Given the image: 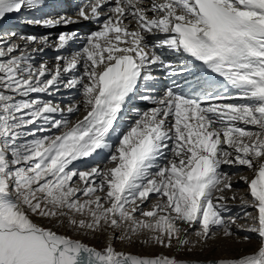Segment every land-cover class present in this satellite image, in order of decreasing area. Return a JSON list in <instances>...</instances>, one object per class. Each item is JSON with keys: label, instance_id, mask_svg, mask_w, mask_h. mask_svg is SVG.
<instances>
[{"label": "snow or ice", "instance_id": "obj_1", "mask_svg": "<svg viewBox=\"0 0 264 264\" xmlns=\"http://www.w3.org/2000/svg\"><path fill=\"white\" fill-rule=\"evenodd\" d=\"M63 9L0 0V22L93 26L0 30V264H264V0ZM238 231L257 247L203 261L114 246L191 253Z\"/></svg>", "mask_w": 264, "mask_h": 264}, {"label": "rangeland", "instance_id": "obj_2", "mask_svg": "<svg viewBox=\"0 0 264 264\" xmlns=\"http://www.w3.org/2000/svg\"><path fill=\"white\" fill-rule=\"evenodd\" d=\"M247 172H249L247 170V168L243 167L240 173H247ZM239 189L241 190L242 187H240ZM235 201L237 202V200H235ZM235 201L229 200L228 203L229 204L234 203ZM248 210L251 211V209H248ZM238 213L242 214V210L240 209ZM40 222L45 223V224L47 223V221H40ZM242 222L245 223V220H243V219L238 220V223H242ZM58 231H65V229L61 228V229H58ZM241 232H237L238 237L242 238L244 235H248V236H250L251 241L255 240V241H257V244H258L259 238L256 236L255 233L249 234L248 232H244V231H241ZM68 234L73 235L76 238H80V239L84 240L85 242L89 243L90 245H94L98 248H102L103 246H105V244L108 241V233L107 232L97 234L95 237L90 236V235L77 234L75 232H69ZM239 234H241V236ZM240 242H243V241L241 239L238 241L237 239L235 240V238L227 239V238H224L223 236H220L213 241H209L208 246L204 247L202 250L198 247L197 249H195L191 253L187 252L186 250L183 252H178L175 248L167 249V250L163 248V250L159 251L158 247L144 246L139 241H137L136 243L131 244V245H129L127 242L114 241V246L117 248V250L122 249L125 251H130L132 253H137V254H156V253L163 252V253L170 255V256L176 255L177 258H179V259L208 260L211 258L218 259L219 254H224V255H228V256L229 255L230 256H236V255H239L241 252H250L252 250V249H249V247H247L245 249H240L238 247L239 246L238 244ZM218 246H221V248ZM230 247H232V248H230ZM237 247H238V249H237ZM168 250L173 251V252L170 254V251H168ZM238 250H240V252Z\"/></svg>", "mask_w": 264, "mask_h": 264}, {"label": "bare ground", "instance_id": "obj_3", "mask_svg": "<svg viewBox=\"0 0 264 264\" xmlns=\"http://www.w3.org/2000/svg\"><path fill=\"white\" fill-rule=\"evenodd\" d=\"M26 26V25H25ZM26 27H28V28H30V31L28 32V33H31V34H34V30L35 29H39L40 27H29V26H26ZM43 33H45V32H43ZM53 33H55V32H53ZM40 35V34H39ZM53 55H54V53L52 52V51H48L47 52V54H46V57L48 58V59H52V57H53ZM67 101H65V103H66ZM148 107H150V105L148 106ZM142 108H147V107H142ZM83 114V111L81 112V115ZM225 170L226 171H230V172H235L236 170H235V168H232V169H229L227 166H225ZM241 172V171H240ZM238 173V175H248V176H251V172H247V173ZM233 180L235 181V183H234V186H233V191L234 192H236L237 193V196L239 197L240 195H245L246 196V194H247V185L243 182V181H238L237 180V177L236 176H233ZM240 187H242V189L240 190L239 188ZM226 195H231V193H226ZM246 198H249L250 199V197H247L246 196ZM237 200V202L235 201L234 203H230V204H232V205H239L240 204V200H239V198H237L236 199ZM239 200V201H238ZM239 210H240V208L239 207H233V210H232V212H234V213H238L239 212ZM243 223V222H242ZM238 232H241V231H238ZM242 233V232H241ZM249 234H252V233H249ZM240 236H241V234H239ZM245 236V235H244ZM257 236V235H256ZM258 237V236H257ZM236 240V239H235ZM242 240V239H241ZM258 240V239H257ZM243 241V240H242ZM259 243V242H258ZM231 244V243H230ZM239 246V248L240 249H245V248H247V247H249V249H254V248H256L257 247V241H248V242H245V241H243V242H240L239 244H238ZM218 247H220L221 248V246H218ZM238 247H237V249H238ZM230 248H232V247H230ZM229 248V249H230ZM149 249V248H148ZM158 250L160 251V250H163V248H159L158 247ZM225 250V249H224ZM228 250V249H227ZM235 250V249H234ZM165 251V250H164ZM168 251H170V250H168ZM239 252H240V250H238ZM173 251H170V254L172 253ZM235 253V252H234ZM218 257L219 258H226V257H231L230 255L228 256V255H224V254H219L218 255Z\"/></svg>", "mask_w": 264, "mask_h": 264}, {"label": "water", "instance_id": "obj_4", "mask_svg": "<svg viewBox=\"0 0 264 264\" xmlns=\"http://www.w3.org/2000/svg\"><path fill=\"white\" fill-rule=\"evenodd\" d=\"M211 259H213V258H211ZM219 259V258H218ZM189 260H194V261H196V260H198V259H189ZM199 261H203V259H201V260H199Z\"/></svg>", "mask_w": 264, "mask_h": 264}]
</instances>
